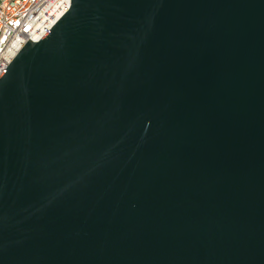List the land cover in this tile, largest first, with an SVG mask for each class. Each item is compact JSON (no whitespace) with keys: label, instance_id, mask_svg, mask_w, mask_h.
I'll return each mask as SVG.
<instances>
[{"label":"water","instance_id":"obj_1","mask_svg":"<svg viewBox=\"0 0 264 264\" xmlns=\"http://www.w3.org/2000/svg\"><path fill=\"white\" fill-rule=\"evenodd\" d=\"M0 264H264V0H71L28 40Z\"/></svg>","mask_w":264,"mask_h":264},{"label":"built area","instance_id":"obj_2","mask_svg":"<svg viewBox=\"0 0 264 264\" xmlns=\"http://www.w3.org/2000/svg\"><path fill=\"white\" fill-rule=\"evenodd\" d=\"M71 0H0V75L27 43L38 42Z\"/></svg>","mask_w":264,"mask_h":264}]
</instances>
